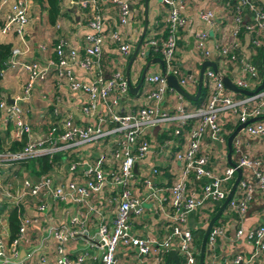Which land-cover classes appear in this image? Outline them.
<instances>
[{
	"label": "built area",
	"instance_id": "2783aa9c",
	"mask_svg": "<svg viewBox=\"0 0 264 264\" xmlns=\"http://www.w3.org/2000/svg\"><path fill=\"white\" fill-rule=\"evenodd\" d=\"M28 1L0 0V10L6 7L0 23V35L13 32L21 47L23 46H11L5 68L18 65L26 72L22 90L12 96V102L0 97V123L11 125V139L20 140L25 135L21 148L9 150L6 144L0 150V264H39L44 261L45 255L40 249L42 240L32 244L29 235L30 228L40 221H45V230L55 242L52 264H81L86 258L87 250H82L73 257L65 250L64 243L73 233L74 226L85 234L88 242L99 247V264H114L115 251L119 245L135 250L141 264H144L149 254H153L155 260L159 259L158 253L167 251L170 247L176 248L178 255L183 258V264H196L192 232L186 225L187 216L197 208L210 207L214 202L221 201L228 190V182L235 174V166H217L211 161L210 146H205L204 137L207 135L213 144L224 145L222 121L225 118L239 123L264 114V87L251 94L234 96L233 91L226 89L220 80L222 71L215 72L207 66L203 71V80L207 85L206 98L198 106L189 109L177 104L176 112H170L163 108L162 102L167 89L174 90L167 86L161 71H152L144 76L151 84L144 93L145 99H149L150 103L144 101L129 111L116 110L114 106L119 94L126 92L128 88L127 81L121 69L115 65L111 66L108 75L104 74L101 48L109 41L115 44L121 56L127 57L131 53L132 44L118 28L103 30L99 0H70L79 10L85 7L89 9V17L85 21L89 31L83 35L80 48L67 47L65 40L58 37L52 47L56 60H49L44 65L36 60L25 61L19 58L28 49L24 39L29 19ZM111 1L117 7L119 24H124L130 12V2ZM161 3L164 6L162 20L167 26L166 33L160 38V42L154 36L145 38L137 56H144L148 47H152L160 52L165 72L173 74L183 87L195 85L194 75L184 74L174 65L176 31L186 23V18L181 13L183 1L161 0ZM225 3L230 26L226 30L227 38L221 41L216 50L217 58L222 63L236 59V49L240 42L238 31L241 26L248 35L250 53L264 41V5L256 0H225ZM197 15L205 23V27L194 33L193 45L198 54L206 59L212 54L207 46L206 27L217 29V20L210 8L199 9ZM50 64L54 65L58 81L64 79L71 91L85 97L79 105L85 120L77 122L67 113L58 115L53 107V119L48 121L46 130L32 135L31 126L25 119L26 107H23L21 101L29 100L34 84L44 79ZM71 65L82 69L86 78L78 77ZM232 81L239 87L253 89L259 82L256 67L248 59L242 60L241 74L233 77ZM175 94L181 100L182 96ZM171 123V133L174 136L182 135L183 139L182 145L174 151L175 166L171 170V181L167 185H158L148 176L142 177L141 185L145 192L141 198L132 192V187L135 183L133 165L150 147L149 140L142 135L154 125L169 126ZM242 129L249 135L262 134L264 119L249 121ZM105 137L108 139L105 142L106 148L92 160L68 159L67 167L72 171L83 163L79 178L73 177L62 184L48 171L34 174L37 179H33L30 174L16 179L15 168L28 157L67 151L82 142H99ZM168 140L173 142V139ZM232 145L235 154L232 160L240 167L241 176L223 211L230 210L241 219L254 195L264 196V160L248 155L241 149L240 139L236 135L232 139ZM149 171L159 173L154 165ZM103 186L115 191L112 198H105L106 202L112 200L113 203L110 224L105 221L101 206L93 207L88 203L89 197L99 192ZM52 198L58 201L68 200L72 204L85 205L88 210H93L96 227L94 234L89 235L88 225L85 224L86 215L80 217L78 209L68 213L66 221L54 222L49 213V200ZM142 199L149 200L154 210L164 218L166 231L160 241L149 235H140L132 228L129 211L140 214ZM13 207H21L23 211L19 212L17 229L9 238L7 212ZM242 233L241 226L236 228L237 235ZM223 234V224H212L206 244L213 247ZM245 234L252 242L253 250L245 259L238 253L234 254L231 264H249L252 257L264 254V212L260 223ZM20 250H24L23 255ZM204 264L215 263L208 260ZM252 264H264V258Z\"/></svg>",
	"mask_w": 264,
	"mask_h": 264
},
{
	"label": "crops",
	"instance_id": "0c3cea01",
	"mask_svg": "<svg viewBox=\"0 0 264 264\" xmlns=\"http://www.w3.org/2000/svg\"><path fill=\"white\" fill-rule=\"evenodd\" d=\"M109 1L111 0H99L98 2L102 15L103 30L108 31L118 28L125 39L132 44L133 48L140 34L143 23V3L140 6L141 11L139 13L137 8L133 5L135 0H128L130 2V12L127 21L124 24H119L117 7L114 3H110ZM182 1L183 6L181 13L185 16L186 23L176 31V49L174 52V62L179 65L181 72L184 74L189 73L197 77L200 64L204 58L195 50L193 37L198 29L205 27V23L198 17L197 12L202 8H210L214 12L218 27L217 29L206 27L208 30L207 46L212 52V54L206 59L213 61L216 64L217 70L222 71V73L227 75L231 80L233 77L241 74L242 60L248 59L251 54L248 35L245 32L242 36H239L240 42L236 49V59L222 63L216 55V50H218L221 41L223 42L224 39L227 38L226 30L228 26H230L225 0ZM28 4L29 19L24 33V39L28 49L20 54L19 58L21 60H36L42 65L49 60H55L52 51V44L56 42L58 37H62L65 40L67 47L80 48V46H82L83 35L89 31L85 25V21L89 17V11L86 9V11L77 9L70 0H59L58 14L56 15L54 22L50 23L47 18V9L44 1L29 0ZM163 7L161 0H147V30H145V34L143 35L144 39L148 36H153V32H156L154 30V24L157 20L162 21L161 19L164 14ZM5 9L6 7L4 6L0 10V20L2 19ZM0 41L7 42L10 46L19 45L21 47L18 37L13 32L0 35ZM141 46H143L142 43L139 48H141ZM155 57H161L158 50H152L149 55L147 53L144 56H136L134 58L128 70V78L132 85L137 83L140 70L149 58L152 60L148 63L146 73L160 71L161 66L159 62L153 60ZM127 58L128 56L123 57L119 54L114 43L107 41L102 45L101 65L105 75L110 73L112 65L120 68L124 74ZM71 67L78 77L80 76L82 79L86 78L85 72L77 65H71ZM25 79L26 72L18 65L5 68L0 73V97L6 99V97L12 98V96L19 94L22 90V85ZM260 79L261 77H259V81ZM257 84H255V86ZM149 87H151V84L143 78V81L135 92H130L127 88L126 92L119 94L117 104L114 108L120 111H129L144 101L150 103V100L145 99L144 97V93ZM184 88L189 93H194L196 84L192 86L186 85ZM84 99L85 97L83 95L71 91L64 79L57 80L54 65L50 64L44 79L34 84L29 100L21 101L23 107H26L25 119L31 126V134L37 135L46 130L48 121L53 119L51 115V109L53 107L56 108L59 113L58 115L67 113L77 122L85 120L84 115L79 110V105ZM186 99L187 98L182 97L181 100H179L174 91H168L165 93L162 106L170 112H176L175 106L177 104H181L186 107V109H189L188 105L190 104ZM228 121L232 122L231 119H228ZM234 122L238 123L236 120H234ZM7 126H9V131L8 137L6 138V144H8V141L11 139V125H2L0 123V134L2 135L5 133ZM171 127V124L169 126H164L163 124L154 125L143 134V136L149 140L150 147L146 154L135 163L133 169L135 183L132 187V192L141 198L145 192V188L141 185L142 177L148 176L154 184L158 185H167L171 181V170L175 166L173 160L174 151L183 143L182 135L174 136L171 133ZM230 128L231 127L223 125L225 135ZM235 135L240 139L241 149H243L248 155L259 157L264 160V133L259 135H249L240 128ZM168 139H173V142H169ZM107 140L108 139L105 137L99 142H82L67 151H61L62 156L55 162L51 172L62 184H65L67 180L73 177L79 178L83 163L78 164L72 171L67 167L68 159L79 158L84 161L92 160L96 154L106 148L105 142ZM204 144L205 146H210V151L212 153L211 161L214 164L216 163L217 166L228 164L226 161L225 144H213L207 135L204 137ZM233 155L234 152L231 154V159L235 158ZM153 165L157 166L159 173H150L149 168ZM21 173V176L30 174L33 177L34 175V173L29 172L24 168H22ZM114 192L115 191L109 189L108 186H103L99 192L92 194L88 199V203L93 207L101 206L104 219L108 224L111 222L113 203L112 200H110L109 203L106 202L105 198H112ZM215 203L216 202L210 207L203 206L197 208L188 214L186 225L191 229V232L198 228L204 229L207 215L213 209ZM49 204V213L54 222L66 221L69 216L68 213L76 212L78 209L80 217L84 214L86 215L85 224L88 225L86 226L88 227L89 235L91 233L94 234L96 227L94 222L95 213L93 210H88L85 205L72 204L68 200L58 201L57 199L52 198L49 200ZM31 212L32 210L30 213ZM225 212L227 218L221 221V224L224 226V234L216 240L213 247H209L207 244L205 245V261H213L215 264H231V257L237 253L244 259L250 256L253 250V245L245 233L260 223L264 212V196L255 194L252 200L248 203L246 212L241 219L230 210H225ZM128 215L132 223V228L136 233L140 235H149L156 241H160L166 231L164 227V218L158 211L154 210L153 205L149 200L142 199V211L140 214L137 215L133 211H129ZM46 226L45 221H40L29 230L32 244L42 240V246L40 249L45 255V259L44 261L39 262V264H52L54 254L53 248L55 242L45 230ZM239 226L242 227L243 233L237 235L236 228ZM195 238L196 237L193 236V246L195 254L197 255L200 241L198 246L195 245ZM64 244L66 246L65 250L70 257L75 256L82 250H87V256L83 259L81 264H99V247L95 243L88 242L85 234L80 232L77 226H74L73 233L68 237ZM20 253L23 255L24 250H20ZM165 256L166 251H162L158 253L159 259L155 260L153 254H149L146 256L144 264H163ZM263 258L264 254L261 253L252 257L249 264L259 262ZM114 264H141V262L139 261V257L136 256L135 250L127 246L119 245L115 251ZM170 264L173 263L170 262Z\"/></svg>",
	"mask_w": 264,
	"mask_h": 264
},
{
	"label": "trees",
	"instance_id": "16d2710c",
	"mask_svg": "<svg viewBox=\"0 0 264 264\" xmlns=\"http://www.w3.org/2000/svg\"><path fill=\"white\" fill-rule=\"evenodd\" d=\"M41 1H44V3H45L46 9H47L48 21L50 23H53L55 18H56V15L58 14V10H59L58 2H59V0H41ZM256 1L258 3L264 5V0H256ZM109 2L113 3L112 1H109ZM142 3H143V0H135V3L133 4L134 7L137 8L139 13L141 11L140 6L142 5ZM85 9L87 11H89V9L87 7L83 8V10H85ZM0 23H1V20H0ZM154 28H155L154 30L156 32H153L154 33L153 36H154V38L157 39L158 42H160V38H163L165 33H166V29H167L166 23L163 20L162 21L157 20V22L154 24ZM243 33H244V28H243V26H241L239 28V31H238V36H242ZM143 41H144V37L142 38L141 43H143ZM53 46H54V43L52 44V47ZM263 48H264V41L260 45H258L254 48L253 52L250 54V56L248 58V60L256 67L259 77H261L262 72H263L262 71V65H261V57H262ZM10 49H11V46L9 43L0 41V71L3 68H5V66H6L7 59L10 55ZM151 49L154 50L152 47H149L146 54L148 53V55H149L152 52ZM53 53H54V51H53ZM54 57L56 60L55 53H54ZM174 65L178 66V68L180 69L179 65L176 64L175 62H174ZM168 91L172 92V90H170L169 88L167 89L166 92H168ZM206 95H207V85H206L205 80L202 79V83L200 86V91H199L198 96L193 100L186 99L190 104V105H188L189 108L193 107V106H198L206 98ZM233 95L234 96H241L242 94L238 93V92H233ZM261 119H264V117H261ZM231 120H232V122L228 121V120L222 121V126L226 125V127H231L230 130L225 135V139H226V136L229 134V132L237 124L234 122L233 119H231ZM171 126L173 127V123H171ZM8 127L9 126L6 127V131L3 135L0 134V150H2L4 148V146L6 145V138L8 137V131H9ZM172 127L170 130H172ZM24 141H25V135H23L20 140L10 139V141H8L9 143L7 144V148L9 150L19 149L23 145ZM225 148H226V146H225ZM233 151H234V148L232 145L231 154L233 153ZM61 156H62L61 151H56V152H53L51 154H48V153L45 154L44 153V154L28 157V158L20 161L19 166L28 170L29 172H32V173L38 175L41 173L52 171L53 165L55 164L56 161H58L61 158ZM232 180H233V178L230 180V182H228V184H229L228 188H229ZM220 202L221 201H218L215 203V205L213 206V209L207 215V220L215 212V210L217 209ZM1 210H2V206L0 205V212H1ZM22 211H23V209H21V207L18 209H17V207H13V208L9 209V211L7 212V229H8V237L9 238H11L14 235V233L17 229L18 214H19V212H22ZM225 213H226L225 211L222 212L220 214V216L217 219H215L213 224L221 223V221L223 219L227 218ZM203 230H204L203 228H198L196 230H192V234H193L192 237L193 236L196 237L194 239V244L197 246H198V243H199L200 238L202 236ZM196 258H197V255H196ZM180 260L182 263L184 262L181 257H180Z\"/></svg>",
	"mask_w": 264,
	"mask_h": 264
},
{
	"label": "water",
	"instance_id": "95a60500",
	"mask_svg": "<svg viewBox=\"0 0 264 264\" xmlns=\"http://www.w3.org/2000/svg\"><path fill=\"white\" fill-rule=\"evenodd\" d=\"M146 27H147V0H143V23H142L141 31H140V34L138 36L137 41L135 42V44L131 50L130 55L127 58V62L125 64V71H124V76H125V79L127 81L128 90L130 92H135L137 90V88L139 87V85L143 81V78H144L145 73H146L147 68H148V63L150 62V60H152L151 58L146 60V62L143 64V66L140 70L137 83L135 85H132L129 81V78H128V70H129L130 64L132 63L134 58L137 56V52H138V49L140 47L141 40H142L143 35L145 33ZM153 60H156L159 62L160 66H161L160 71L165 76V81H166L167 86L172 88L175 93H179L182 97L187 98V99H191V100L195 99L199 94L200 86H201L202 79H203L204 69L207 66H210L212 68V70H214L215 72L217 71L216 64L213 61L208 60V59H204L201 62L198 73H197L195 92L189 93L183 86H181L178 83L176 77L173 74L165 72L161 57H155V58H153ZM261 65H262V71H263L262 76H261L259 83L253 89H246V88H242V87L235 85L233 83V81L225 74H220V80L226 89L231 90L233 92H239L242 94L254 93V92H256V91H258L264 87V48L262 51ZM6 100H7V102H12V98H10V97H6ZM261 117H264V114L253 116V117H250L243 122L237 123L236 126L226 136V139H225L226 161L228 162V164L235 166V175H234L233 180H232V182H231V184H230V186L226 192V195L221 200L217 209L209 217V219L207 220V222L205 224V227H204L201 239H200V245H199L198 254H197V264H204V262H205L204 252H205L206 237H207L208 231H209L211 225L213 224V222L215 221V219H217L220 216V214L222 213V211L225 208L228 200L231 198V196H232V194H233V192L237 186V183L240 179V176H241L240 167L236 166L234 161L231 159L232 139L235 136V134L237 133V131L240 128H242L247 122L252 121L254 119L261 118ZM134 166H135V164L133 165V169H134ZM33 179H37V176H33ZM170 262H172L173 264H183L180 260V257L178 255L176 249L173 247H170L167 249L163 264H170Z\"/></svg>",
	"mask_w": 264,
	"mask_h": 264
},
{
	"label": "rangeland",
	"instance_id": "374dc122",
	"mask_svg": "<svg viewBox=\"0 0 264 264\" xmlns=\"http://www.w3.org/2000/svg\"><path fill=\"white\" fill-rule=\"evenodd\" d=\"M147 52V51H146ZM235 157V154L233 155ZM21 170H22V167L21 166H18L15 168V172H16V179L18 180L20 177H21ZM207 222V221H206ZM205 222V223H206ZM205 226V225H204ZM182 258V257H181ZM183 259V258H182Z\"/></svg>",
	"mask_w": 264,
	"mask_h": 264
}]
</instances>
